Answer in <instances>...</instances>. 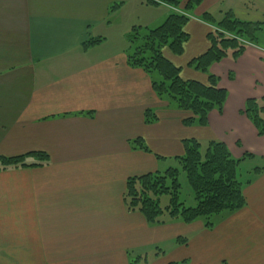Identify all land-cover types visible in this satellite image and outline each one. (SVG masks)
<instances>
[{
  "label": "crops",
  "instance_id": "0c3cea01",
  "mask_svg": "<svg viewBox=\"0 0 264 264\" xmlns=\"http://www.w3.org/2000/svg\"><path fill=\"white\" fill-rule=\"evenodd\" d=\"M152 2L0 0V157H48L42 166L0 171V264H129L168 240L174 251L163 252L162 264H264V136L242 114L247 99L264 97V29L238 59L209 68L227 91L222 112L211 111L204 127L184 126L190 114L160 101L149 76L126 63L124 34L157 27L171 12ZM228 11L264 22V0H201L184 28L182 55L162 50L183 80L206 83L188 66L209 47L213 28L201 17L218 21ZM146 110L153 124L144 122ZM138 138L150 153L131 146ZM189 139L223 142L239 165L263 171L239 175L251 179L243 209L211 229L194 222L169 234L166 223L149 226L126 209V180L161 172L159 160L182 156Z\"/></svg>",
  "mask_w": 264,
  "mask_h": 264
},
{
  "label": "trees",
  "instance_id": "16d2710c",
  "mask_svg": "<svg viewBox=\"0 0 264 264\" xmlns=\"http://www.w3.org/2000/svg\"><path fill=\"white\" fill-rule=\"evenodd\" d=\"M155 5L170 7V14L162 24L155 28L133 26L125 37L126 63L131 68L141 69L151 80L152 92L160 101H167L174 109L189 113L182 121L184 126L207 125V116L211 111L221 113L227 99V91L219 87V79L210 74L209 68L229 57L238 59L248 45H257V35L264 29V22L250 23L235 18L231 11L224 13L220 20H215L209 13H204L202 21L212 26L207 34L208 49L192 59L188 66L205 74L207 81L183 80L180 69L170 63L162 50L167 48L174 56H180L188 34L184 31L191 13L201 0H157ZM101 40H90L85 47L95 45ZM264 64V60H263ZM264 97L247 99L242 114L253 125L258 136H264ZM157 118L152 110L144 112V122L153 124ZM131 146L145 153H150L138 138L130 142ZM184 153L174 158L180 170L168 168L163 172L147 173L130 177L126 180L124 203L129 212L141 214L149 226H162L167 216L169 221L192 224L204 221V227H213V217L221 214L230 215L240 211L246 205L243 196L244 184L250 183L239 178L240 160L232 157L227 146L220 141L211 140L205 145L189 139L183 140ZM37 157L40 164H26L27 157ZM246 158H251L245 154ZM48 162L44 153H31L19 157H0V171L18 167L42 166ZM185 175L187 185L193 195L192 205L187 206L180 198L181 185L179 175ZM263 169L254 168L258 174ZM167 197L166 206L161 207V198ZM177 243L185 240L178 238ZM129 264H141L140 257L131 258ZM169 264H185L169 263Z\"/></svg>",
  "mask_w": 264,
  "mask_h": 264
},
{
  "label": "rangeland",
  "instance_id": "374dc122",
  "mask_svg": "<svg viewBox=\"0 0 264 264\" xmlns=\"http://www.w3.org/2000/svg\"><path fill=\"white\" fill-rule=\"evenodd\" d=\"M154 27L155 26H149V28H154ZM130 30H131V28L128 30V32L126 34H124L123 38H125L128 35ZM120 39H121V35H120ZM202 145H204V144H202ZM159 161H160V171L161 172L165 171L168 168H176V169L180 170L178 163L174 159H166V160H159ZM254 167H256L255 163H251V162L241 163L237 169L238 174L244 175L246 171L253 170ZM179 182L181 185V190H180L181 200L187 206L192 205L193 195L191 193L190 188L187 185L185 175L183 173H181V171H180V175H179ZM167 202H168V198L165 196L162 197L161 202H160L161 207L166 206ZM224 215H225V213L221 214L219 216L213 217V219H212V221L214 223L213 225H216L217 221H219V217L224 216ZM162 218H163V221H166L165 223L167 224L165 229H163V230H165L169 234H174L176 232L188 231L187 229L191 228V227H188L184 224L183 225L170 224V223H172V221L167 220V216L162 217ZM195 223L196 224L201 223V226L204 225V221L202 219L196 221ZM195 223H193V224H195ZM177 235H180V234H177ZM168 241H166L167 243L165 242V244H156L155 246H152L151 248L144 249L143 254H142L143 259L141 261V264H153V263L154 264H162V259H163V255H164L163 252H165V255L168 256L170 253H172L174 251V248L173 249H171V248L174 247L175 245L173 243H169ZM19 258H20V260H22V262H25V263L29 262L26 255L25 256L24 255L19 256ZM25 259H26V261H24Z\"/></svg>",
  "mask_w": 264,
  "mask_h": 264
}]
</instances>
